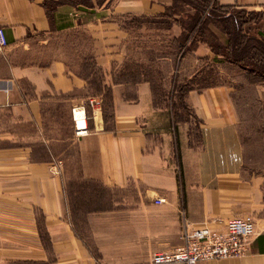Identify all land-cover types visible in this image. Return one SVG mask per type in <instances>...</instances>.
I'll return each instance as SVG.
<instances>
[{"label": "crops", "instance_id": "1", "mask_svg": "<svg viewBox=\"0 0 264 264\" xmlns=\"http://www.w3.org/2000/svg\"><path fill=\"white\" fill-rule=\"evenodd\" d=\"M215 2L261 12L264 39V0ZM173 3L0 0V264H151L185 230L243 215L258 232L250 252L197 264H264V82L192 89L170 108L155 86L180 27L124 20ZM212 57L201 44L182 69Z\"/></svg>", "mask_w": 264, "mask_h": 264}, {"label": "rangeland", "instance_id": "2", "mask_svg": "<svg viewBox=\"0 0 264 264\" xmlns=\"http://www.w3.org/2000/svg\"><path fill=\"white\" fill-rule=\"evenodd\" d=\"M215 4V0H176L175 8H172L174 10L167 11L168 14L162 19L125 18L124 20L125 25L132 28H137V24L147 23L157 28L167 29L173 23L180 27L181 34L174 39L173 44L172 69L169 62L167 65V74H170L168 83L164 86H155L156 92L167 97V104L173 110L182 104L181 95L188 90L202 89L215 83L238 84L246 78L251 79L252 71L256 72L255 63L249 59L254 53L262 52L259 43L264 44L260 30L263 14L238 8L220 10ZM197 12L198 16H196ZM201 44L210 48L212 59L203 61L193 72L190 69L191 74L184 73L187 70L182 69V60L187 53L196 50ZM70 48L65 46L63 50L68 60L73 63L72 61L76 60V52L74 53V49ZM231 55L238 57L241 63L229 62L227 57ZM188 63H192L191 59ZM250 64L254 66L251 67ZM257 72L255 74L260 75ZM189 77L191 78L187 79ZM180 82L182 84H179ZM175 93L179 95L176 96ZM248 93L252 99L253 91ZM244 98H247L246 95ZM254 105L258 109L264 108V103Z\"/></svg>", "mask_w": 264, "mask_h": 264}, {"label": "built area", "instance_id": "3", "mask_svg": "<svg viewBox=\"0 0 264 264\" xmlns=\"http://www.w3.org/2000/svg\"><path fill=\"white\" fill-rule=\"evenodd\" d=\"M7 45L5 32L0 28V48ZM93 107L94 103L89 102ZM76 135L87 134V115L85 106H76L71 111ZM84 124L79 125V118ZM163 199L156 200L157 204ZM258 235L253 216L243 215L228 220L220 228L199 226L185 230L183 245L170 252H156L151 264H197L212 260L243 257L250 252L252 243Z\"/></svg>", "mask_w": 264, "mask_h": 264}, {"label": "trees", "instance_id": "4", "mask_svg": "<svg viewBox=\"0 0 264 264\" xmlns=\"http://www.w3.org/2000/svg\"><path fill=\"white\" fill-rule=\"evenodd\" d=\"M175 5H176V0H174V3H173V6L168 10V12H170L171 10L173 11L174 9L172 8H175ZM216 7H219V9L221 10H225L227 9L226 7H222V6H218L217 4H215ZM199 13L197 12V15L198 16ZM195 20V19H194ZM197 20V19H196ZM186 30V29H185ZM183 33V32H182ZM257 43V42H256ZM259 46H260V50L262 51L260 54L258 53H254L253 56L251 57V59H249L252 63H255L256 65V70L254 71H258L257 73H259L260 75L258 74H255L256 72H253L252 71V74H253V77L252 79L253 80H256V81H260V82H264V44H260L259 43ZM214 50V49H213ZM235 57V56H234ZM232 55L227 57L228 61L231 62V63H235V64H239L241 63L240 59L237 57L234 58ZM251 67L254 66V64H250ZM249 66V65H248ZM248 71V69H247ZM189 91V90H188ZM187 91V92H188ZM187 92H184L183 95H185ZM181 95V96H183Z\"/></svg>", "mask_w": 264, "mask_h": 264}, {"label": "bare ground", "instance_id": "5", "mask_svg": "<svg viewBox=\"0 0 264 264\" xmlns=\"http://www.w3.org/2000/svg\"><path fill=\"white\" fill-rule=\"evenodd\" d=\"M79 122H80V124H79L80 126L83 125L84 122H85V121H84V118H83V117L79 118Z\"/></svg>", "mask_w": 264, "mask_h": 264}]
</instances>
